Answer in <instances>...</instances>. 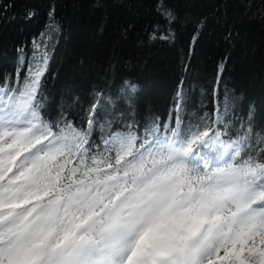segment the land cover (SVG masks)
Instances as JSON below:
<instances>
[{
	"label": "snow or ice",
	"instance_id": "snow-or-ice-1",
	"mask_svg": "<svg viewBox=\"0 0 264 264\" xmlns=\"http://www.w3.org/2000/svg\"><path fill=\"white\" fill-rule=\"evenodd\" d=\"M36 84L0 97V264H264V163L236 162L244 138L154 127L94 146L91 118L42 121Z\"/></svg>",
	"mask_w": 264,
	"mask_h": 264
},
{
	"label": "trees",
	"instance_id": "trees-1",
	"mask_svg": "<svg viewBox=\"0 0 264 264\" xmlns=\"http://www.w3.org/2000/svg\"><path fill=\"white\" fill-rule=\"evenodd\" d=\"M33 80L42 121L91 118L94 146L208 126L264 163V0H0V97Z\"/></svg>",
	"mask_w": 264,
	"mask_h": 264
},
{
	"label": "rangeland",
	"instance_id": "rangeland-1",
	"mask_svg": "<svg viewBox=\"0 0 264 264\" xmlns=\"http://www.w3.org/2000/svg\"><path fill=\"white\" fill-rule=\"evenodd\" d=\"M2 92V90L0 89V93Z\"/></svg>",
	"mask_w": 264,
	"mask_h": 264
}]
</instances>
